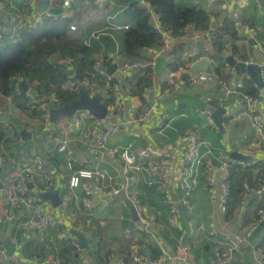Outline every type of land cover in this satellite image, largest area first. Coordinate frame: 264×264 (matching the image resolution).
Here are the masks:
<instances>
[{"label":"crops","instance_id":"1","mask_svg":"<svg viewBox=\"0 0 264 264\" xmlns=\"http://www.w3.org/2000/svg\"><path fill=\"white\" fill-rule=\"evenodd\" d=\"M114 1L115 5L109 8H98L93 4L90 6L84 2L74 4L78 8L82 6L80 8L82 19L79 18V23L76 22V25L77 29L83 33L84 39L90 38L93 32L100 33L98 37L90 39L89 46L92 48L88 58L90 64L87 74L84 76H91V65L97 56L116 50L122 52V32L124 29L114 28L113 25L131 24L126 17V6L123 3L129 2L131 4L132 0ZM175 1L179 6L207 11L211 16L210 25L215 27L216 33L225 27L227 21H232L237 29V38L229 42L223 53L219 54L216 45L207 36L201 35L196 30L185 29L182 35L176 36L172 44L173 61L169 60L168 55H162L156 63L151 64L152 58L148 49L142 52L141 59L147 63L146 67L133 73L129 78H120L116 69L111 73L110 67L112 65L107 66L105 73L95 76L101 85L105 82L106 74L113 75L115 80L122 82L127 109L134 108L141 112L145 101L149 100L155 104L158 114L167 111L175 117V120L170 127L162 131L159 130L158 118L142 126L135 124L126 126L123 123L128 119L129 114L118 113L116 98L114 96L103 98V102L111 100L110 104L107 105L110 122L119 123L123 128L116 136L109 139L107 149L104 152L93 156L95 162L90 165V168L105 169L112 177L111 180H108L109 183L123 185L126 181L124 161L120 157L113 156L111 152L113 148H122L129 143H133L137 149L148 146L177 147L181 137L186 132L195 131L209 143V147H204L203 151L207 152V157L213 159L218 165L221 163L222 157L229 156L231 158L230 153L234 150L251 156L252 160L248 162L234 160L235 164L241 163V166L253 171V176L249 180L251 182L248 180L242 182L245 190L243 199L230 214L223 213L219 204L211 201L204 184V176L198 178V184L192 190L191 199L194 210H190L186 205L182 190L174 189L173 197L179 201L180 214L175 226H167L166 218L169 212L167 195L154 187L147 186L144 176L141 174L135 189L142 200L144 219L155 217L162 226L152 227L150 234L139 232L132 236H126V230L136 228L143 220L139 218L138 211L132 206L129 208L124 206L122 198L116 200L113 206L108 209H103L101 203L98 202L89 215L73 221L70 214L72 210H67L63 205L54 207L50 201L39 198L36 190L44 192L40 190L41 181L31 182L34 184L32 189L37 197L44 201L47 206H52V211L63 223L67 232L74 235L80 244L81 240L75 232L81 234L87 242L86 248L81 244V252H76L70 246L69 251L63 255V248L60 249L59 247L60 241H56L55 255L62 260L61 264H106L109 252H116L120 256H125L127 264H133L132 253L135 249L147 251L153 256H158L166 251L177 254L181 258L180 261L176 260L167 264H178L182 261L187 262V264H210L214 258L215 246L220 241L222 233L238 231L243 224L250 222L257 210L264 208L263 181L261 179V182L260 180L254 182L259 172L260 174L264 173V152H247L248 148H255L259 144L264 147V134L251 126L248 117L243 114V106L236 102V95L223 99L224 91L218 81L205 82L195 86L189 84L191 73L207 71L209 61L202 58L194 63L187 72L182 74V85L178 91L168 97L159 98L162 91L169 86L171 73L176 65L181 63L183 53L202 44L213 45V56L217 66L221 65V58L227 60L229 46L236 48L235 51L242 59L257 63L262 67L264 77V51L258 44L264 42V0H224L221 3H213L211 0ZM37 3V0H0V31L5 33V37L0 39V53L3 43L16 41L20 38V32L24 26L15 23L13 21L14 16H23L28 21L41 20L43 15L42 12L38 11ZM258 6L263 8V12H257ZM235 13L241 15L242 21L257 28L259 34L256 40L237 27V22L234 19ZM151 21L154 23L152 18ZM155 47L158 48V45ZM148 68L150 69L151 85L143 93L138 94L134 88L136 78ZM232 69L233 67L227 61V65L221 68L219 73L215 72L220 79L235 77L243 81L247 80L253 88L254 86L258 87L261 91L250 74L240 76L234 69L235 75L232 76ZM18 90H21L20 83H18ZM27 97L29 99L27 107L20 108L16 105L12 95H4L0 92V131L5 133L4 140L0 142V166L3 168L1 180L6 184L8 175L18 169L21 157L27 153H35L44 158L47 170L55 173L57 181L52 192L59 190L61 195L63 187L69 184L72 173L66 169L64 153L60 151L54 136H68L78 157H91V155L81 140V128L74 129L71 125L73 116H62L56 121L51 118L50 121H47L42 113L34 112L33 107L30 106L31 99L28 94ZM208 97L216 101L215 111L225 109L231 115L230 117L223 115V130L216 123L214 128L207 125L204 109L209 106ZM90 128L91 126L87 122L84 129L89 130ZM23 131L29 135L24 137ZM258 162L260 165L257 166ZM244 184L249 186V190L244 188ZM75 193L78 196L79 205H81V200L84 197L82 189L76 188ZM7 209L8 205L3 200L0 191L1 218H5ZM26 216L28 213L24 212L17 222L0 224V240L4 243L7 253L6 241L14 246L16 256L31 260L33 254H40L43 261L34 264H52L47 260L50 258V252H47L40 242L41 231L36 228L19 227ZM83 223L85 224L84 227ZM213 229L218 232L217 236L210 235V231ZM56 231L55 229L45 232V236L50 237ZM257 248L264 252V224L253 234L249 245L245 246L241 252L233 254V264H257L253 253ZM8 255L10 254L8 253Z\"/></svg>","mask_w":264,"mask_h":264},{"label":"built area","instance_id":"2","mask_svg":"<svg viewBox=\"0 0 264 264\" xmlns=\"http://www.w3.org/2000/svg\"><path fill=\"white\" fill-rule=\"evenodd\" d=\"M39 1V0H37ZM213 3H221L224 0H211ZM49 7H61L64 12L62 15L73 16V6L75 3L84 2L93 4L98 8H109L115 5L114 0H47ZM146 10L150 13L154 21V27L161 36L160 44L157 47L149 48L152 62L156 63L157 59L162 55H168L170 61H173L171 54L172 44L176 38L173 30L165 27L155 9L145 2H142ZM257 12H263V8L258 6ZM46 16H53L48 10L41 13ZM234 19L237 22V27L241 28L254 40L257 39L259 31L248 22L242 21L239 13L234 14ZM15 23L25 26L29 23L36 24L39 21H28L23 16L16 15L13 17ZM27 21V22H25ZM114 28L128 29L129 25L118 26ZM77 25L72 26L73 30H77ZM186 30H196L203 36H207L211 41L216 40V29L211 27L209 30H200L195 23H190L186 26ZM99 32H93L91 37L84 39L85 44H90V39L98 37ZM5 37V33L0 31V39ZM264 51V42L258 43ZM228 56H232L238 61L250 64L251 62L242 59L235 51L234 47L229 46L227 50ZM202 58L209 61L207 71L199 73H191L190 85L195 86L205 82L218 81L224 91V98L231 95H236V102L243 106V114L248 117L251 126L257 129L258 132L264 134V89L258 94L245 92V83L243 80L231 77L230 79H220L215 69L217 68L216 59L213 56V45L202 44L191 51L183 53L181 63H178L171 73L169 86L160 94L159 98L168 97L178 91L182 85V74L187 72L190 67ZM55 62L66 65L71 69L70 78L61 86L64 89L79 92L81 87L87 88L92 94L101 92L103 98L114 96L116 98V109L118 113L129 114L128 119L124 121V125L142 126L150 123L158 118L159 130H164L170 127L175 117L167 111L160 114L157 112L155 104L149 100L145 101L141 112L134 108H128L124 98V90L122 82L115 80L113 75H107L105 82L101 85L95 76L105 73L107 66L116 65V72L122 79L129 78L133 73L146 67L147 63L141 59H129L121 51L108 52L105 55L97 56L91 65V76L80 77L78 71L74 67L75 59L71 55L55 53L53 58ZM232 76L235 75L234 68ZM18 83H26L29 86L27 94L31 99L32 107H37L41 110L45 120H51V110L60 106L61 99L58 94H42L35 93L38 85L37 81L28 83L24 76L18 75L15 77ZM209 106L204 109V113L209 127H215L214 111L216 109V101L208 97ZM109 110V109H108ZM226 117L231 115L225 112ZM110 114L105 118H97L88 110H79L72 120L74 129L81 128V140L85 145L91 157H78L75 153L71 140L68 136L58 137L57 140L59 149L64 153V161L67 171L71 172L69 184L63 187L61 193L62 205L71 211V219L76 221L79 217L89 215L95 208L98 202L101 203L103 209H108L113 206L118 199H123L124 206H135L138 211L139 218L143 220L140 225L134 229H127L126 236H132L142 232L151 233L154 226H162L158 223L155 217L144 219V209L140 194L135 189L139 182V176L143 174L145 184L149 187H154L156 190L167 195V203L169 212L167 216V226H175L180 214L178 200L173 197L174 189H181L184 193V200L190 210H194V204L191 199L192 190L198 184V178L204 176V184L210 195L211 201L219 204L223 213H227L230 200L231 187L230 177L232 167L235 161L229 156H224L221 163L218 165L215 161L207 157V152L203 151L204 147H209V143L203 140L195 131L186 132L180 139L177 147H159L148 146L147 148H135L133 143L122 148H113L112 154L115 157H120L124 161L125 184H111L108 180L112 177L105 169L90 168V165L95 162L94 155H99L107 149V143L110 138L116 136L122 131V125L112 123L109 120ZM89 122L91 128L85 130L86 123ZM225 127H228L225 125ZM73 131V130H72ZM211 148L209 149L210 152ZM248 153L264 152V147L259 144L255 148H248ZM1 153V152H0ZM78 166V167H77ZM7 183L1 191L2 198L8 205L5 218L0 217V224L15 223L21 218V214L28 213L26 219L22 221L19 227L36 228L41 231L40 242L44 245L45 250L50 252V258L47 259L52 264H61V259L55 255L57 250L56 241H67L76 252L82 251V246L79 240L67 232L63 223L57 215L52 211V206L47 204L37 197V194L29 187L31 182L41 181L40 190L44 192H52L56 187V176L52 171L47 170L46 161L40 155L35 153H27L21 157V162L17 170L11 172L7 177ZM75 181V183H73ZM81 188L84 194L79 205L78 196L75 193L76 188ZM264 187V180H263ZM244 188L249 190V186L244 184ZM264 224V208L259 209L252 217L250 222L243 224L238 231H225L222 233L221 239L215 246L214 258L210 264H233V254L241 252L243 248L250 244L251 238L256 230ZM83 223V227H84ZM57 230L50 237L45 236V232ZM211 236H217L218 232L213 229L210 231ZM225 246L227 247L225 249ZM187 249V247H185ZM254 258L257 264H264V252L262 249L254 250ZM177 254H171L163 251L158 256H153L147 251L135 249L132 253L133 264H167L168 262L180 261ZM43 258L40 254H33L31 260L22 259L13 254L8 255L4 243L0 240V264H34L40 263ZM106 264H127V258L120 256L116 252H109ZM178 264H187L182 261Z\"/></svg>","mask_w":264,"mask_h":264},{"label":"trees","instance_id":"3","mask_svg":"<svg viewBox=\"0 0 264 264\" xmlns=\"http://www.w3.org/2000/svg\"><path fill=\"white\" fill-rule=\"evenodd\" d=\"M151 5L159 16L161 23L165 27L173 30L175 36L184 33L185 28L190 23H195L200 30L211 28V16L202 9L177 5L175 0H145ZM126 6L125 14L130 21L128 29L122 32V53L129 59H142V52L160 44L161 36L151 21L150 13L142 3L124 2ZM92 6V4H88ZM80 8L73 6L74 15H43L36 24L25 25L20 38L16 41L6 42L0 53V92L4 95H12L16 105L26 108L29 101L27 94L18 90L16 76L25 77L28 83L37 81V95L56 93L59 95L62 104H69L78 97L79 92L64 89L61 84L71 76V69L66 65L55 62L52 58L55 53L71 55L75 59L74 67L79 76L87 74L92 48L85 44L84 35L78 30H73L72 26L79 23L81 18ZM83 22V21H82ZM237 38V29L232 21H227L225 27L216 33V45L219 54L227 47L229 42ZM236 49V48H235ZM221 56V55H220ZM88 60V61H87ZM227 65V60L221 58V65L215 71L220 72L221 68ZM150 69L143 71L135 81L134 88L138 94L143 93L151 85ZM245 92L258 94L260 89L252 87L247 80ZM111 100H105V104H110ZM29 106V105H28ZM32 107V104H30ZM37 114L42 113L37 107L32 108ZM5 138V133L0 131V142ZM258 162L256 165H260ZM78 167V166H77ZM253 171L244 168L241 163H236L232 167L229 180L231 187L230 200L227 213L234 211L235 207L243 199L245 190L242 182L251 180ZM264 180V173L257 174L254 182ZM251 182V181H249ZM258 211V210H257ZM256 211V212H257ZM255 212V213H256ZM255 215V214H254ZM67 241H60L59 247L62 254L67 253L70 247Z\"/></svg>","mask_w":264,"mask_h":264},{"label":"water","instance_id":"4","mask_svg":"<svg viewBox=\"0 0 264 264\" xmlns=\"http://www.w3.org/2000/svg\"><path fill=\"white\" fill-rule=\"evenodd\" d=\"M144 0H132L131 3H142ZM37 9L39 12H45L48 10L50 13L54 15H61L63 14L64 10L61 7H49L47 0H39L37 3ZM228 63L236 70L237 74L240 76H243L244 74H250L256 84L261 88L264 89V77L262 74V67L257 63H250L246 64L245 62L238 61L232 56L227 57ZM116 66L112 65L110 67V72L113 73L115 71ZM20 89L27 93L29 86L26 83H20ZM79 110H88L91 114L96 116L97 118H105L108 115V106L103 102V97L101 92H98L94 95H92L87 88L81 87L78 93V97L73 100L69 104H61L60 106L53 108L51 110V118L52 120L56 121L58 118L62 116H74ZM225 109H219L215 111L214 113V121L215 123L223 130L224 129V118L223 115L225 114ZM23 136H27L26 131L22 132ZM230 156L233 160L238 162H248L252 160L251 156L245 155L240 151L234 150L230 153ZM3 168L0 166V190L3 189L4 184L1 180V174H2ZM29 187L32 189L34 188V184L30 183ZM36 193H38V196L40 199L45 201H50L54 207H59L62 205L63 200L61 198L59 190H55L54 192H40L36 190ZM133 206V205H131ZM133 208V207H132ZM135 209V208H134ZM81 240V244L84 248L87 247V242L83 238L81 234L78 232H75ZM7 247H8V253L10 255L14 254L15 248L13 245L9 244L8 241H6Z\"/></svg>","mask_w":264,"mask_h":264},{"label":"rangeland","instance_id":"5","mask_svg":"<svg viewBox=\"0 0 264 264\" xmlns=\"http://www.w3.org/2000/svg\"><path fill=\"white\" fill-rule=\"evenodd\" d=\"M4 44H5V43L2 44V48H3ZM132 207L135 208V206H132ZM135 209H136V208H135Z\"/></svg>","mask_w":264,"mask_h":264},{"label":"clouds","instance_id":"6","mask_svg":"<svg viewBox=\"0 0 264 264\" xmlns=\"http://www.w3.org/2000/svg\"><path fill=\"white\" fill-rule=\"evenodd\" d=\"M73 183H75V181H73Z\"/></svg>","mask_w":264,"mask_h":264}]
</instances>
